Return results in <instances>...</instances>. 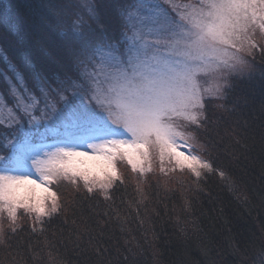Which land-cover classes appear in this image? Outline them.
Listing matches in <instances>:
<instances>
[{
	"label": "snow or ice",
	"instance_id": "6c2138e0",
	"mask_svg": "<svg viewBox=\"0 0 264 264\" xmlns=\"http://www.w3.org/2000/svg\"><path fill=\"white\" fill-rule=\"evenodd\" d=\"M44 8L41 38L22 54L30 68L6 63L0 71V101H12L7 126L27 121L37 127L25 143L32 135L41 141L22 157L8 138L9 155L0 161L30 164L40 179L0 171V213L6 210L13 223L18 209L37 219L62 214V197L52 186L61 180L111 199L109 190L123 183L118 161L150 172L152 148L162 171H188L197 184L208 173L230 180L228 171L196 152L189 129L206 126L208 98L226 99L234 78L251 76L247 57L259 49L264 59V0H46ZM20 28L14 22L13 34ZM208 75L216 77V88L206 97L200 77ZM49 132L56 137L51 145L43 142Z\"/></svg>",
	"mask_w": 264,
	"mask_h": 264
},
{
	"label": "trees",
	"instance_id": "16d2710c",
	"mask_svg": "<svg viewBox=\"0 0 264 264\" xmlns=\"http://www.w3.org/2000/svg\"><path fill=\"white\" fill-rule=\"evenodd\" d=\"M45 3L0 0V71L6 63L30 68L22 54L41 38ZM14 22L21 23L18 35ZM247 58L251 76L234 78L226 99H207L206 126L191 128L196 152L230 180L208 173L197 184L188 171L126 170L108 200L100 191L86 193L82 182L77 191L60 181L52 186L62 214L40 220L20 214L2 228L0 264H264V59L259 49ZM233 130L247 147L234 141Z\"/></svg>",
	"mask_w": 264,
	"mask_h": 264
},
{
	"label": "rangeland",
	"instance_id": "374dc122",
	"mask_svg": "<svg viewBox=\"0 0 264 264\" xmlns=\"http://www.w3.org/2000/svg\"><path fill=\"white\" fill-rule=\"evenodd\" d=\"M155 2H159V0H155ZM176 3L178 4H185L190 2V0H175ZM135 22V21H133ZM132 33L129 35V39L131 40ZM259 38V37H258ZM244 55H247L246 53ZM200 85L203 89H205V96L208 97L209 94L215 90L216 88V77L214 75H208V76H201L200 77ZM213 100V98H208ZM12 107V101L9 99L7 101V105L0 101V146L4 147V145L7 142L8 138H14V142L19 145L18 153L22 157H26L27 155L30 154L32 151V146L35 144L40 143V139L36 135H32L30 143H25L26 135L30 132H35L36 127L34 125H30L27 123V121H24L22 125H16L14 127H8L7 123L13 119V111L11 110ZM39 129L43 131V125L41 124L39 126ZM189 132L192 135V130L189 129ZM56 137L49 132L47 134V139L44 140L43 142L47 145H51L52 140L55 139ZM193 139H190L189 143L193 145ZM87 143H91V141H88ZM87 143H80V147L83 150H91L87 147ZM48 150V149H45ZM9 155V150L5 149L1 151L0 150V156H5L8 157ZM118 169L119 172L122 176L124 171H129L131 173H139V172H134L130 165L127 164L126 161H118ZM151 166H152V171H159L162 173H171V171H162L161 170V163L159 161V155H158V150L155 148L151 149ZM165 169H170L171 165L168 164L167 162L164 164ZM0 171H11L13 174H31L34 179H40L39 174L34 170V168L30 164H22L20 166H11L8 164H5L4 162L0 161ZM148 173V172H147ZM146 174V173H143ZM63 181V180H61ZM83 185V183H81ZM28 215L31 216L33 219H37L35 214L27 211L25 209H18L17 211V219L19 221V215ZM17 219L15 223L17 222ZM42 219V218H40ZM37 219V220H40ZM3 224V226H2ZM14 224L11 219L8 217L7 211H3L0 213V228H4L7 225H12Z\"/></svg>",
	"mask_w": 264,
	"mask_h": 264
}]
</instances>
